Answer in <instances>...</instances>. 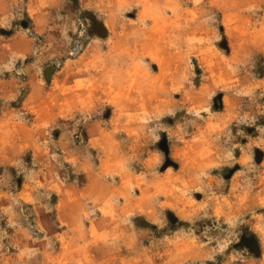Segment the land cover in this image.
I'll return each mask as SVG.
<instances>
[{
  "label": "rangeland",
  "instance_id": "obj_1",
  "mask_svg": "<svg viewBox=\"0 0 264 264\" xmlns=\"http://www.w3.org/2000/svg\"><path fill=\"white\" fill-rule=\"evenodd\" d=\"M0 264H264V0H0Z\"/></svg>",
  "mask_w": 264,
  "mask_h": 264
},
{
  "label": "bare ground",
  "instance_id": "obj_2",
  "mask_svg": "<svg viewBox=\"0 0 264 264\" xmlns=\"http://www.w3.org/2000/svg\"><path fill=\"white\" fill-rule=\"evenodd\" d=\"M106 31V30H105Z\"/></svg>",
  "mask_w": 264,
  "mask_h": 264
}]
</instances>
